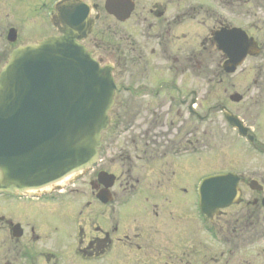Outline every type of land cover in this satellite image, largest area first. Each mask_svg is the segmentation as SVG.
Here are the masks:
<instances>
[{
  "label": "flooded vegetation",
  "instance_id": "1",
  "mask_svg": "<svg viewBox=\"0 0 264 264\" xmlns=\"http://www.w3.org/2000/svg\"><path fill=\"white\" fill-rule=\"evenodd\" d=\"M106 1L0 0V72L17 47L61 36L58 8L85 7L95 23L82 45L116 85L110 147L93 169L39 194H0V264H259L247 250L264 247V0H111L113 29L101 23ZM247 39L226 74L219 41L240 53ZM215 110L239 161L204 173ZM229 174L237 202L201 214L200 182ZM75 216L76 239L43 243Z\"/></svg>",
  "mask_w": 264,
  "mask_h": 264
},
{
  "label": "water",
  "instance_id": "2",
  "mask_svg": "<svg viewBox=\"0 0 264 264\" xmlns=\"http://www.w3.org/2000/svg\"><path fill=\"white\" fill-rule=\"evenodd\" d=\"M110 4L107 13L117 14ZM61 9L63 28L56 29L62 36L17 48L0 73V192L42 191L97 161L113 106L112 66H100L80 44L93 24L88 8H70L64 15ZM245 47L230 53L219 46L228 58L225 73L240 65L250 49ZM198 193L199 208L209 216L237 202V179H206Z\"/></svg>",
  "mask_w": 264,
  "mask_h": 264
},
{
  "label": "rangeland",
  "instance_id": "3",
  "mask_svg": "<svg viewBox=\"0 0 264 264\" xmlns=\"http://www.w3.org/2000/svg\"><path fill=\"white\" fill-rule=\"evenodd\" d=\"M101 23L103 22L104 27H109L110 29H113L114 27V21L112 18H110L106 13L101 10ZM100 23V25H101ZM102 31V30H101ZM112 35L111 32L108 31L104 34V39L106 41H110ZM97 55V54H96ZM218 60V56L214 55V63H216ZM235 77V76H234ZM233 77V80H231L233 83L236 84V89L241 91L243 87L240 85V80L236 81ZM222 75L219 77H214L213 85H214V91H213V101L218 100L217 97H221L223 95L222 90L224 85H219L217 82H219L220 79H224ZM212 101V105L215 104V102ZM205 106H211L210 103H208ZM218 110H215L213 112V119L215 123L212 125V138L206 142H203L206 144L205 147H210L208 150H206V155L201 156V159H205L208 162L211 163L209 167L205 168L204 173H211L214 171H223L225 169H237L238 164V157L237 153L235 151L234 141H231L229 145H224L223 142V129L221 128V120L218 118L217 114ZM209 135V137L211 136ZM103 147H110V134L109 132L105 133L102 138ZM209 143V144H208ZM232 143V144H231ZM200 158V155H199ZM229 164V165H228ZM209 168V169H208ZM202 173V174H204ZM201 174V175H202ZM76 188L79 190V192L84 191V188L81 185H76ZM71 205V202L69 203ZM76 206V205H75ZM76 216L74 219H67V223L63 222L64 225L56 226V231H51L46 235V238L44 239L43 243L45 244H52L58 242L61 247H63L65 244L72 242L74 239H76L78 234V228L76 227ZM62 250V248H61ZM60 250V251H61ZM250 252H247L248 255L252 254L253 256H256L258 253H260L261 259H254L255 262L261 264V260L264 258V247H255L250 248V250H247ZM259 255V254H258ZM247 256V255H246Z\"/></svg>",
  "mask_w": 264,
  "mask_h": 264
}]
</instances>
